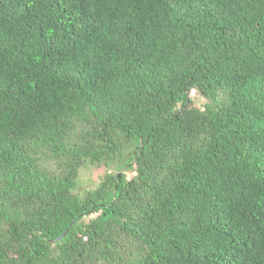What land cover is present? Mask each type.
Segmentation results:
<instances>
[{
    "label": "trees",
    "instance_id": "16d2710c",
    "mask_svg": "<svg viewBox=\"0 0 264 264\" xmlns=\"http://www.w3.org/2000/svg\"><path fill=\"white\" fill-rule=\"evenodd\" d=\"M0 264H264V0H0Z\"/></svg>",
    "mask_w": 264,
    "mask_h": 264
},
{
    "label": "rangeland",
    "instance_id": "374dc122",
    "mask_svg": "<svg viewBox=\"0 0 264 264\" xmlns=\"http://www.w3.org/2000/svg\"><path fill=\"white\" fill-rule=\"evenodd\" d=\"M211 105L210 102H204V105ZM92 173V174H91ZM90 174V175H89ZM81 178L78 182V188L79 190L82 189H86V190H92L95 189L98 185V181H97V176L99 175V172L94 170V169H90V168H86L82 174H81ZM84 222H88V219H84Z\"/></svg>",
    "mask_w": 264,
    "mask_h": 264
},
{
    "label": "water",
    "instance_id": "95a60500",
    "mask_svg": "<svg viewBox=\"0 0 264 264\" xmlns=\"http://www.w3.org/2000/svg\"><path fill=\"white\" fill-rule=\"evenodd\" d=\"M64 235V234H63Z\"/></svg>",
    "mask_w": 264,
    "mask_h": 264
}]
</instances>
